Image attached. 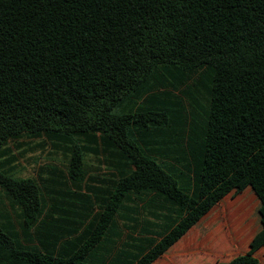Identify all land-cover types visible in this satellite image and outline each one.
I'll return each instance as SVG.
<instances>
[{
  "label": "trees",
  "instance_id": "16d2710c",
  "mask_svg": "<svg viewBox=\"0 0 264 264\" xmlns=\"http://www.w3.org/2000/svg\"><path fill=\"white\" fill-rule=\"evenodd\" d=\"M193 74L187 115L156 91ZM23 138L68 179L11 176ZM242 182L264 210V0H0V264H152ZM122 220L157 240L120 243Z\"/></svg>",
  "mask_w": 264,
  "mask_h": 264
},
{
  "label": "crops",
  "instance_id": "0c3cea01",
  "mask_svg": "<svg viewBox=\"0 0 264 264\" xmlns=\"http://www.w3.org/2000/svg\"><path fill=\"white\" fill-rule=\"evenodd\" d=\"M248 255L264 264V210L245 182L152 264H219Z\"/></svg>",
  "mask_w": 264,
  "mask_h": 264
},
{
  "label": "rangeland",
  "instance_id": "374dc122",
  "mask_svg": "<svg viewBox=\"0 0 264 264\" xmlns=\"http://www.w3.org/2000/svg\"><path fill=\"white\" fill-rule=\"evenodd\" d=\"M194 82H199V74L191 75L185 83L179 85L177 88H172L171 86L166 85L163 88L157 89L156 92L161 93L164 91L176 97L183 105L185 114L188 115L191 110L190 97H195L201 103L204 102V92L193 86ZM8 147L11 149V154L16 160L13 163L14 169L10 175L15 178H33L41 187L44 194L45 190L42 189V187L45 186V183H43V179L49 177V170L53 167L62 171L64 177L68 179V175L65 170V164L68 161V156L63 153L61 149H57L52 142L43 138H23L17 143L9 144ZM83 159L85 167L89 169L87 178L108 173L105 163L102 162L104 159L102 155L94 157L90 154H85ZM90 185L98 188L101 187V185L97 182L91 183ZM67 186L71 190H74L70 183H67ZM85 186L86 184H82L81 192H87L85 190ZM135 203L137 207V214L135 217L138 220V226L143 225L144 222H151L154 224V227L151 229L152 233H159L160 228L163 225L160 218L157 220L149 214V210L145 208L147 204L146 202L142 201ZM157 214L162 216L164 212H159ZM120 224L122 232L120 243L126 241L128 236H132V238L135 239L152 238L157 240L156 235H146L141 232V229L138 226L136 228H132L133 224L129 221L122 220L120 221Z\"/></svg>",
  "mask_w": 264,
  "mask_h": 264
}]
</instances>
